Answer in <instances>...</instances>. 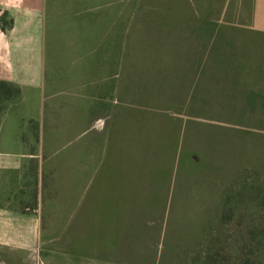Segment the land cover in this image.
Masks as SVG:
<instances>
[{
  "label": "crops",
  "instance_id": "0c3cea01",
  "mask_svg": "<svg viewBox=\"0 0 264 264\" xmlns=\"http://www.w3.org/2000/svg\"><path fill=\"white\" fill-rule=\"evenodd\" d=\"M0 83V264H240L264 0H0Z\"/></svg>",
  "mask_w": 264,
  "mask_h": 264
},
{
  "label": "rangeland",
  "instance_id": "374dc122",
  "mask_svg": "<svg viewBox=\"0 0 264 264\" xmlns=\"http://www.w3.org/2000/svg\"><path fill=\"white\" fill-rule=\"evenodd\" d=\"M177 105V101H175L173 98L171 99H167L166 100V109H167V123H168V138L170 139V129H171V125L174 124L175 122V119H178V118H175V112L177 111L176 109V105ZM176 109V110H175ZM181 111V110H179ZM184 123H190L189 121L193 118V120L195 119H198V122L199 123H207V119L206 117H203V116H200V117H190V116H179ZM174 134V133H173ZM175 135V134H174ZM247 188L249 189L250 188V184L248 183L247 185ZM249 201V199H248ZM258 202V201H257ZM250 203V202H248ZM247 203V207H250L251 205ZM264 203V198H263V201H262V205ZM252 208V206L250 207ZM263 212H264V208H263ZM254 213H252V211H248L247 213V220L248 221H252L253 224L257 223L258 224H263V227H264V217L262 215H256V217H254L253 215ZM263 214V213H262ZM259 219H261L262 221H260ZM264 232V229L262 230ZM262 232V233H263ZM248 241H260V240H264V235H261V231L260 230H255L253 234L251 235H248ZM242 245V244H241ZM253 256H252V259H255L258 260V264H264V252L262 250H260V252H256L254 251L253 252ZM243 255V252H242V249H241V253H240V256ZM221 258H219L220 260L217 261V264H238V260H237V254H234L232 255V257L235 259H231L230 262H228V256L229 254L226 253L224 250L223 252L221 253ZM240 264H243V261H242V258L240 260Z\"/></svg>",
  "mask_w": 264,
  "mask_h": 264
},
{
  "label": "trees",
  "instance_id": "16d2710c",
  "mask_svg": "<svg viewBox=\"0 0 264 264\" xmlns=\"http://www.w3.org/2000/svg\"><path fill=\"white\" fill-rule=\"evenodd\" d=\"M6 91H7L6 85H4L3 83H0V96L5 95ZM251 188L253 189V191L248 192L250 194L247 195L246 202L247 203L250 202L248 204H250L253 207V209L254 208L256 209L255 211L251 210L252 213H254L253 214L254 217H256V215H259V214L264 217V212H263L264 203L262 205V201L264 198V184L263 185L256 184L255 187H252V185H250V188L248 190H251ZM247 213H246V216H247ZM259 220L262 221L261 219ZM258 225L259 226H256V227L252 225V227L247 228V237L248 235L253 234L254 231L257 229L261 231V235H264V232L262 231L264 229L263 224H258ZM241 249H242L243 255L240 256V259L242 258L243 264H258V260H256V258L252 259V256L254 255L253 254L254 251L260 252V250H262L264 252V240H260L256 242L253 240L248 241V238H247L246 243L244 245L243 244L241 245Z\"/></svg>",
  "mask_w": 264,
  "mask_h": 264
}]
</instances>
